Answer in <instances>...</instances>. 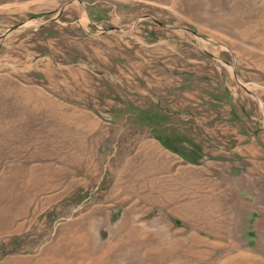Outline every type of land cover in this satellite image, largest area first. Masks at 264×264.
Instances as JSON below:
<instances>
[{
	"label": "rangeland",
	"instance_id": "374dc122",
	"mask_svg": "<svg viewBox=\"0 0 264 264\" xmlns=\"http://www.w3.org/2000/svg\"><path fill=\"white\" fill-rule=\"evenodd\" d=\"M0 264H264V0H0Z\"/></svg>",
	"mask_w": 264,
	"mask_h": 264
}]
</instances>
